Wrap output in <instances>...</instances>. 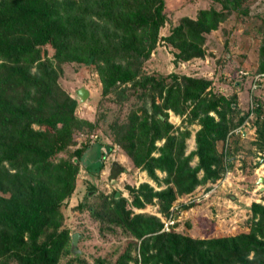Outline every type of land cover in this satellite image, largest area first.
Instances as JSON below:
<instances>
[{
	"label": "trees",
	"instance_id": "16d2710c",
	"mask_svg": "<svg viewBox=\"0 0 264 264\" xmlns=\"http://www.w3.org/2000/svg\"><path fill=\"white\" fill-rule=\"evenodd\" d=\"M113 1L118 0H0V191L12 194L8 199L0 197V236L5 235L0 258L13 255L25 264L55 263L49 260V253L60 252L58 243L65 240L62 235L66 232L61 227L54 229L53 237L45 234L52 220L61 214L62 200L74 189L78 156L59 155L68 152L73 134L84 123L75 115L79 99L70 97L59 83L57 65L92 58V63H106L108 69H102L106 91L116 92V102L124 106L134 93L140 92L136 100L142 101L148 96V88L170 84L168 98L154 122L148 124L131 110L127 117L130 126L116 124L120 131L129 126L126 150L140 163L162 162V171L177 172L174 182L186 195L201 181L190 171L185 175L188 167L181 163L184 138L171 132L167 111L199 116L196 154L201 169L212 176L217 160L214 134L226 133L229 128L211 116L217 113L216 101L220 98H210L205 93L208 83L201 79L157 73L139 77L141 65L157 44L164 0H122L132 17L114 14ZM151 4L155 6L149 13L146 10L152 8ZM222 18L215 11H203L196 20L184 18L165 37L178 46L176 59L190 60L201 55L204 34L217 28ZM135 22L140 35L132 27ZM49 48L54 51L52 57L48 56ZM121 68V74L116 72ZM188 102H195L191 110ZM141 131H148L151 141L145 143L140 136V141L134 143ZM158 140L165 142L158 150L160 156L153 157ZM93 144L100 149L95 158L100 169L112 146L97 141ZM74 153L79 155L78 151ZM117 169L120 171V167ZM50 186L59 189L53 192ZM22 188L28 190L27 196ZM173 194L172 188L158 193L171 198ZM252 212L256 220L249 227L232 235L198 240L173 231L161 232L159 221L155 232L160 231V235L148 239L155 240L157 254L153 258L159 259V264H264V206L254 204ZM150 230L147 233L154 232ZM43 237L48 239L42 242ZM27 242L33 247L31 252L15 251Z\"/></svg>",
	"mask_w": 264,
	"mask_h": 264
},
{
	"label": "rangeland",
	"instance_id": "374dc122",
	"mask_svg": "<svg viewBox=\"0 0 264 264\" xmlns=\"http://www.w3.org/2000/svg\"><path fill=\"white\" fill-rule=\"evenodd\" d=\"M155 4L146 11L152 13ZM112 11L116 15L133 16L122 0L113 1ZM203 11H215L223 18L218 20L217 28L204 34L201 55L190 60L176 59L179 48L165 37L184 18L196 20ZM163 15L156 47L141 65L138 76L157 73L201 79L208 83L205 93L210 98L213 95L220 98L216 101L218 111L211 116L229 128L226 133L214 134L217 160L212 176L201 169L196 154L197 134L201 129L199 116L186 117L167 111L171 132L184 138L181 163L188 167L185 175L190 171L201 181L186 195L174 182L177 172L162 171V162L140 163L126 150L130 134L127 129L131 125L127 119L129 113L135 110L143 121L154 122L157 113L162 112L164 99L168 98L170 84L148 88V96L142 101L136 100L140 92H133L135 95L124 106L116 102V92L106 91L102 76V69H108L106 63H92V58L83 63L57 65L59 83L65 93L78 99V91L85 88L89 96L78 102L75 113L84 123L83 128L73 134L68 152L59 155L78 157L73 192L62 200L61 214L46 229L45 235L51 237L56 227L66 232L62 235L65 240L57 242L60 252L49 253V260L56 261L50 264H159V259L153 258L157 254L155 240L148 239L160 235V231L155 232L159 221L175 205L179 206L178 222L171 231L197 240L232 235L240 228L249 227L256 220L253 205L264 206V0H164ZM98 23L104 22L98 20ZM136 26V22L132 24L140 35L141 30ZM53 54L49 48L48 56ZM122 71L116 70L119 74ZM194 103L188 102L189 110ZM118 123L129 126L120 131ZM149 134L138 132L133 142L140 141L142 136L147 143L151 141ZM96 141L113 149L103 157L100 169L96 167L95 158L100 150L93 144ZM164 142L156 141L153 157L160 156L158 150ZM77 151L79 155L74 153ZM49 188L53 192L59 189ZM170 188L174 198L158 195ZM27 192L26 189L23 194L27 196ZM0 197L8 199L12 194L0 191ZM149 229L155 233H147ZM76 233L79 239L73 251L72 236ZM4 238L5 235L0 236V249ZM47 239L43 237L42 242ZM32 249L27 242L15 251L27 253ZM0 264L25 262L12 255L0 258Z\"/></svg>",
	"mask_w": 264,
	"mask_h": 264
},
{
	"label": "built area",
	"instance_id": "2783aa9c",
	"mask_svg": "<svg viewBox=\"0 0 264 264\" xmlns=\"http://www.w3.org/2000/svg\"><path fill=\"white\" fill-rule=\"evenodd\" d=\"M179 209V206L175 205L171 208L170 213L167 217H161V223H162V230L161 232H170L173 228L177 225V217H176V210Z\"/></svg>",
	"mask_w": 264,
	"mask_h": 264
},
{
	"label": "water",
	"instance_id": "95a60500",
	"mask_svg": "<svg viewBox=\"0 0 264 264\" xmlns=\"http://www.w3.org/2000/svg\"><path fill=\"white\" fill-rule=\"evenodd\" d=\"M88 96H89V92L85 88L80 89L78 91L77 97H78L80 102H84L88 98ZM118 196H119V194L117 193V197ZM78 239H79V236L77 233L72 236V249H73V251H75L77 248Z\"/></svg>",
	"mask_w": 264,
	"mask_h": 264
},
{
	"label": "crops",
	"instance_id": "0c3cea01",
	"mask_svg": "<svg viewBox=\"0 0 264 264\" xmlns=\"http://www.w3.org/2000/svg\"><path fill=\"white\" fill-rule=\"evenodd\" d=\"M111 146V145H110ZM113 150V149H112ZM111 153V152H110ZM88 155H89V149H88V153H87ZM98 156V155H97Z\"/></svg>",
	"mask_w": 264,
	"mask_h": 264
}]
</instances>
